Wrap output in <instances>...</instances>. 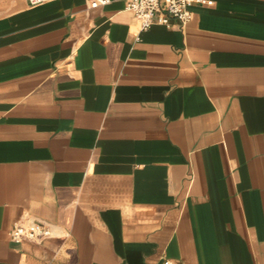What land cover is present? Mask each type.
Segmentation results:
<instances>
[{
  "label": "crops",
  "instance_id": "0c3cea01",
  "mask_svg": "<svg viewBox=\"0 0 264 264\" xmlns=\"http://www.w3.org/2000/svg\"><path fill=\"white\" fill-rule=\"evenodd\" d=\"M188 9L0 0V264H264V0Z\"/></svg>",
  "mask_w": 264,
  "mask_h": 264
},
{
  "label": "built area",
  "instance_id": "2783aa9c",
  "mask_svg": "<svg viewBox=\"0 0 264 264\" xmlns=\"http://www.w3.org/2000/svg\"><path fill=\"white\" fill-rule=\"evenodd\" d=\"M43 0H28L34 5ZM110 0H88L89 6L105 4ZM125 7L132 11L139 22L140 29H146L151 23L157 22L170 25L169 18L177 19L181 24L190 15L189 5L202 4L206 0H124ZM48 228L40 221L32 220L27 223H14L9 230V237L14 242L25 238H34L47 234Z\"/></svg>",
  "mask_w": 264,
  "mask_h": 264
}]
</instances>
